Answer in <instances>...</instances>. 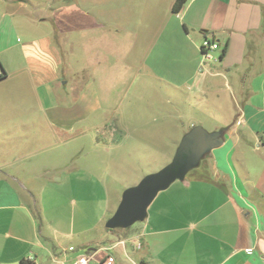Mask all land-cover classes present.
Returning a JSON list of instances; mask_svg holds the SVG:
<instances>
[{"label":"crops","instance_id":"0c3cea01","mask_svg":"<svg viewBox=\"0 0 264 264\" xmlns=\"http://www.w3.org/2000/svg\"><path fill=\"white\" fill-rule=\"evenodd\" d=\"M173 2L157 15L130 0H0V264H264V0ZM204 38L218 48L203 65ZM116 69L140 89V110L99 119L97 88ZM195 125L222 143L144 220L107 228L121 194L106 172L133 154L143 166L171 159ZM80 135L107 161L79 162L80 147L67 163L66 140Z\"/></svg>","mask_w":264,"mask_h":264},{"label":"rangeland","instance_id":"374dc122","mask_svg":"<svg viewBox=\"0 0 264 264\" xmlns=\"http://www.w3.org/2000/svg\"><path fill=\"white\" fill-rule=\"evenodd\" d=\"M131 3L137 2V3H149L144 5L145 7L151 6L152 11L153 9V3H156V14L159 15L162 12L164 13L167 7V3H170L171 0H130ZM135 3V5L137 4ZM136 8L134 11V14L136 13ZM142 10V9H141ZM141 10H139V13L137 16H142ZM147 10H145L146 12ZM146 15V14H145ZM144 21L148 24V17L144 18ZM141 24L144 25L142 22ZM113 42V43H112ZM109 43H112L109 47L111 48H118L119 51H116V54L121 52L122 47L120 46V42L118 39H110ZM119 46V47H117ZM117 56V55H116ZM120 60V58H119ZM117 66L115 68H118L120 66L119 61H116ZM111 81L108 82L107 86H100L97 88V92L99 97L101 98V104H99L98 109L95 112V115L99 116V119H103L105 117H111L114 118L115 116L120 117L122 114H134L140 110L141 107V94L140 89L135 87L129 86V80H121V71H118L117 69L112 72L111 74ZM124 82V83H123ZM100 84V83H98ZM87 88L83 86L82 84L78 86V89H75V92L79 91H86ZM154 99L158 102L162 101V95L160 97L154 96ZM93 104H91V107ZM178 123L187 124V121L185 120H178ZM162 134L160 136V142L162 146V150L164 152L167 147H171V127L166 125V122H162ZM90 127V126H89ZM87 128V127H86ZM74 138H69L66 140V146L68 149L67 153V163L73 165L76 163L75 161L77 159L76 156L72 157V159L69 158V154L71 155V151L78 150L80 147L82 152L79 159V162L82 161V159L88 158L89 156L94 157V161L102 162L107 161V156L102 154L100 151L96 152L94 149L98 150L101 146L100 145H93L91 138L89 136H73ZM104 144V143H103ZM102 144V146H103ZM168 157V158H167ZM69 158V159H68ZM169 155H165V153H162L161 158L157 159L154 164L143 166V163L139 160V155L133 154V157L131 159H124L123 163L124 165L119 166L117 168H111L109 172H106L108 174L107 178H105L107 185L110 189L111 195L115 196L117 194H121L122 191L131 185L136 184L144 175L158 171L160 168H162L165 164H167L170 159ZM138 159V163L136 165V161ZM86 161V160H85ZM127 164V165H125Z\"/></svg>","mask_w":264,"mask_h":264},{"label":"water","instance_id":"95a60500","mask_svg":"<svg viewBox=\"0 0 264 264\" xmlns=\"http://www.w3.org/2000/svg\"><path fill=\"white\" fill-rule=\"evenodd\" d=\"M221 131L208 132L200 125L184 133L170 161L158 171L144 175L136 184L126 187L105 226L109 229L126 228L146 217V209L156 194L173 181L184 178L187 171L197 166L200 159L223 141Z\"/></svg>","mask_w":264,"mask_h":264},{"label":"built area","instance_id":"2783aa9c","mask_svg":"<svg viewBox=\"0 0 264 264\" xmlns=\"http://www.w3.org/2000/svg\"><path fill=\"white\" fill-rule=\"evenodd\" d=\"M218 48V44L215 41H212L211 39L204 38L201 42L200 46V55L202 58V64L204 65L206 62L212 59L211 57V51ZM89 259L85 255H79L77 256L74 261L71 264H88ZM101 264H113V262L106 258L104 259Z\"/></svg>","mask_w":264,"mask_h":264},{"label":"trees","instance_id":"16d2710c","mask_svg":"<svg viewBox=\"0 0 264 264\" xmlns=\"http://www.w3.org/2000/svg\"><path fill=\"white\" fill-rule=\"evenodd\" d=\"M185 2H186V0H174L173 5L171 7L172 12H178ZM4 76H5V71L1 67L0 78H2Z\"/></svg>","mask_w":264,"mask_h":264}]
</instances>
